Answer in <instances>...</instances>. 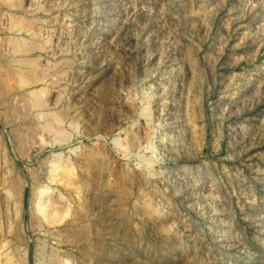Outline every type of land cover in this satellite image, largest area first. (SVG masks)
I'll list each match as a JSON object with an SVG mask.
<instances>
[{"label":"rangeland","instance_id":"rangeland-1","mask_svg":"<svg viewBox=\"0 0 264 264\" xmlns=\"http://www.w3.org/2000/svg\"><path fill=\"white\" fill-rule=\"evenodd\" d=\"M0 264H264V0H0Z\"/></svg>","mask_w":264,"mask_h":264}]
</instances>
